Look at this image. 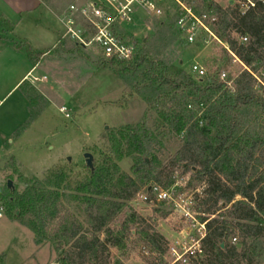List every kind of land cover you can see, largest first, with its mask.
Wrapping results in <instances>:
<instances>
[{
	"label": "trees",
	"instance_id": "obj_1",
	"mask_svg": "<svg viewBox=\"0 0 264 264\" xmlns=\"http://www.w3.org/2000/svg\"><path fill=\"white\" fill-rule=\"evenodd\" d=\"M180 1L191 6L225 46V62L203 79L180 71L172 74L169 64L142 49L128 60L107 58L69 39L43 54L28 49L33 65L59 55L87 63L89 50L97 57L90 63L112 72L123 84L125 97L145 106L136 124L108 131L101 163L74 190L78 197L73 200L84 208L89 230L63 206L65 172L55 171L22 193L6 187L3 199L12 219L33 234L36 246L50 242L57 264H111V249L133 236L130 225L144 224L137 223L128 203L140 190L147 202L155 201L156 192L174 183L178 169L190 173L191 181L202 188L194 200L206 223L205 237L203 255L195 264H252L264 256V3L242 13L237 0H225L224 6L215 0ZM177 18L155 21L157 32L149 46L175 47L181 39ZM116 33L124 42L138 43L122 29ZM230 62L240 66L235 77L226 74ZM221 73L226 74L224 80ZM22 91L29 101V93ZM167 144L177 149L163 163ZM123 159L132 160L133 176L120 174L116 163ZM126 211L130 215L117 229L111 228ZM141 234L158 255V264H165L166 240L150 226ZM0 264H5L4 256Z\"/></svg>",
	"mask_w": 264,
	"mask_h": 264
},
{
	"label": "rangeland",
	"instance_id": "obj_2",
	"mask_svg": "<svg viewBox=\"0 0 264 264\" xmlns=\"http://www.w3.org/2000/svg\"><path fill=\"white\" fill-rule=\"evenodd\" d=\"M58 8V13L65 15L70 5L80 6L89 0H45ZM224 6L225 0H215ZM66 13H65V12ZM181 7L171 0H165L159 7L157 15L151 19L141 15L133 25H123L122 30L128 35L135 34L137 44L135 51L157 57L169 64V72L177 71L190 74L198 78L192 71V66L204 70L202 79L216 72L217 66L227 58L222 48L225 47L215 37L211 38L205 32H199L195 42L186 43L182 37L175 47L161 49V43L149 46L153 35L157 32L155 21H167L179 16ZM78 25L83 26L81 17H76ZM208 26V25H207ZM209 28V26H208ZM8 23L0 22V36L16 50L28 57L29 48L25 41L7 34ZM8 30V31H7ZM211 31V29L209 28ZM62 33V30H61ZM213 34V32L211 31ZM5 35V36H4ZM214 35V34H213ZM63 40H68L64 38ZM141 41L148 44L141 45ZM72 42V41H71ZM71 42H68L69 44ZM69 48V47H67ZM85 54L93 62L97 60L95 53L89 50ZM85 56V55H84ZM4 58L0 62V80L5 79L9 63ZM90 62L64 58L46 59L38 66L41 77H46L43 83H26L22 90L30 95L28 101L30 120L16 132L18 144L12 147V153L0 159V257H5V264H55L57 254L50 242L43 246H36L33 234L21 224L12 219L6 209L7 183L11 188L16 187L19 193L37 182L50 178L55 171L65 172L68 180L60 190L65 210L71 214L84 230H89L84 208L73 198H77L75 188L86 179L89 169L85 166L83 154L89 153L93 157L94 165H99L104 157L108 141V131L136 124L144 113L145 106L133 102L126 97V90L121 81L109 70L97 69ZM39 74V70H35ZM240 72L238 63L230 62L226 68L229 77H235ZM33 77L31 76L29 80ZM23 93V91H22ZM24 95V94H23ZM126 96V97H125ZM65 108V113L60 108ZM67 114L69 117H65ZM105 127H108L105 129ZM14 138V139H15ZM177 146L165 145L160 161L166 163L173 156ZM70 158V161H67ZM120 174L132 175L131 159H123L116 163ZM173 184L168 187L172 201L151 202L144 201V190L128 203L130 212L137 214V223L130 225L132 235L119 248L109 252L111 264H158V255L153 253L148 243L143 240L141 229L150 226L167 242L163 263L174 264L169 254V248L181 243L186 233L197 235L199 224L203 215L196 210V194H200L201 186L191 181L190 173H183L180 169L173 176ZM77 196V197H76ZM128 210V209H127ZM130 212L126 211L123 219L114 221L111 228H118L119 222L125 220ZM210 216L209 219H211ZM103 238V236H101ZM233 241H231L232 243ZM264 244V238L260 239ZM178 246V245H177ZM168 250V252H167ZM192 261L188 264H195ZM252 264H264V256Z\"/></svg>",
	"mask_w": 264,
	"mask_h": 264
},
{
	"label": "built area",
	"instance_id": "obj_3",
	"mask_svg": "<svg viewBox=\"0 0 264 264\" xmlns=\"http://www.w3.org/2000/svg\"><path fill=\"white\" fill-rule=\"evenodd\" d=\"M164 1L89 0L86 4L80 6L70 5L62 20L65 28L63 38L67 37L70 41L81 45L85 49H98L107 58L128 60L133 56L136 45L120 40L117 37L116 30L122 29L123 25H133L141 15L151 19L157 15L159 7ZM171 1L181 7V13L177 18V26L182 39L186 43H194L199 32H205L215 39L208 26L193 12L191 6L180 0ZM258 2L264 3V0H237L242 13L255 8ZM77 16L83 19L85 25H78ZM134 35L130 36L135 38ZM231 56L235 61H238L234 55L231 54ZM191 69L199 78L205 74L201 67L192 66ZM225 78L226 74L221 73L220 79L224 80ZM45 80L46 77H33L30 82L37 84L43 83ZM227 85L230 86V83ZM60 112L65 113V108H60ZM65 117L68 118L69 116L65 114ZM172 195L168 190H159L155 193L154 198L157 202H169L173 200ZM143 200L147 201V197ZM205 224V222H201L199 228L195 229L197 230L196 236L188 232L181 243L169 248V254L173 258L174 264H188L202 257L201 241L205 237Z\"/></svg>",
	"mask_w": 264,
	"mask_h": 264
},
{
	"label": "crops",
	"instance_id": "obj_4",
	"mask_svg": "<svg viewBox=\"0 0 264 264\" xmlns=\"http://www.w3.org/2000/svg\"><path fill=\"white\" fill-rule=\"evenodd\" d=\"M63 14L45 0H0V22L9 27L6 35L25 41L33 53H46L64 39ZM1 37L0 62L4 58L11 60H5L9 65L5 79L0 80V159L12 153V147L18 144L16 132L31 117L28 100L20 87L30 83L31 76H43L37 64H31L28 57ZM36 69L38 75L34 74Z\"/></svg>",
	"mask_w": 264,
	"mask_h": 264
},
{
	"label": "water",
	"instance_id": "obj_5",
	"mask_svg": "<svg viewBox=\"0 0 264 264\" xmlns=\"http://www.w3.org/2000/svg\"><path fill=\"white\" fill-rule=\"evenodd\" d=\"M107 128L108 127H105V129ZM83 159H84L85 166L92 172L94 169V162H93L94 160H93L92 155H90L89 153H85L83 154ZM67 161L69 162L70 158H67ZM7 187L11 188L10 182L7 183Z\"/></svg>",
	"mask_w": 264,
	"mask_h": 264
}]
</instances>
